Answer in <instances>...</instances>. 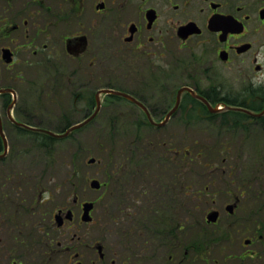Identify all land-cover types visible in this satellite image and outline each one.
I'll return each instance as SVG.
<instances>
[{
    "label": "flooded vegetation",
    "instance_id": "obj_1",
    "mask_svg": "<svg viewBox=\"0 0 264 264\" xmlns=\"http://www.w3.org/2000/svg\"><path fill=\"white\" fill-rule=\"evenodd\" d=\"M69 59L76 68L72 77L82 68L92 80H97V76L107 79L110 89H121L145 106L155 124L170 112L177 91L184 86L209 103L208 99L214 96L224 98L227 88L215 83L223 75L244 86L242 89L250 99L251 90L259 89V83L264 82V0H0V90H9L0 92L1 132L7 145L4 151L0 135L1 165L16 163L20 148L13 147L12 141L28 136L15 123L33 126L21 116L26 108L21 111L17 107L15 84L31 81L40 66L52 78L49 88L59 93L63 90V80L66 84L74 80L66 78L69 74L59 63ZM144 69L147 77L140 73ZM176 69L185 83L173 91L169 104L144 100L146 94L147 98L161 97L157 92L151 93L146 87L147 81L153 85L156 74L164 79L168 71ZM113 82H126L128 87L115 86ZM97 87L96 92L91 90L92 99L84 98L83 91H73L72 112L92 115L97 106L96 94L104 88L102 84ZM163 87L161 84L160 88ZM101 96H98L99 103ZM184 99L193 98L183 91L180 105L169 120L176 113L206 111L205 107L181 106ZM78 102H87L89 106L79 108ZM130 104L134 113L146 120L141 121L143 125L158 128L149 122L139 106ZM100 108L101 105L97 114ZM9 113L14 122L8 118ZM156 115L161 117L156 120ZM34 133L45 135L40 131ZM30 137L36 147L40 140ZM45 144H49L48 140ZM45 148L49 156V145ZM16 171L17 165H14L11 176H5L6 184ZM130 201L127 210L131 224L126 232L129 252L125 257L111 255L109 259L101 242L70 235L79 223L63 221L61 227H56L52 217L42 228L45 233L38 236L41 243L34 241V252L13 250L17 246L7 243L32 246L29 242L36 240V236L29 235L26 240V237L1 233L0 264H264L263 221L242 218L241 203L234 197L224 202L221 209H210L219 215L214 223L206 220L207 213L200 220L181 219L174 214L170 223L135 222L136 210L141 204L134 195ZM82 203L76 198L80 209ZM228 205L232 206L230 212L226 210ZM58 211L63 216L64 211ZM223 215L231 218L222 222ZM93 222L94 219L90 225ZM239 228L241 237L235 235ZM52 230L62 234H53ZM98 245L102 254L97 252ZM82 251L88 255L84 256Z\"/></svg>",
    "mask_w": 264,
    "mask_h": 264
},
{
    "label": "rangeland",
    "instance_id": "obj_2",
    "mask_svg": "<svg viewBox=\"0 0 264 264\" xmlns=\"http://www.w3.org/2000/svg\"><path fill=\"white\" fill-rule=\"evenodd\" d=\"M59 63L64 72L69 74V77L66 78H74L73 82L71 81L73 84H66L64 83L65 80H63V90L59 93L53 92L52 88H49L50 79L52 78H50L49 73L47 74L45 68L40 66H37L35 76L31 81H29V79L28 81L15 84L18 93L17 107L19 106L21 111L22 108H26V111L22 112L21 115L24 117V121L28 119L31 124L52 131L61 130L65 127L66 123L72 124L78 122L88 115L72 112L71 106L73 96H71V94L73 91H83L85 93V95L82 94L84 98L86 97V99H88L91 97L92 99L94 92L91 93V90L96 92V90L99 89L97 87L98 84L104 85L107 83V79L98 76L97 80L88 78L82 68H79L77 73H74L76 75L72 77L74 70H76L74 62L69 59L68 62L60 61ZM168 72L169 73L166 74L164 79H161V76L156 74L155 77L157 81L153 85L149 84L148 81L146 82V87L152 90L151 93L157 92V95L161 96V99L147 98L146 96H148V94H146L144 100L148 103H152L153 101H164L166 104H169L174 96L175 90L181 84L185 83L182 75H179V70L176 69L175 71L171 70ZM140 73H142L143 77H147L146 69ZM113 83L115 86L121 85L128 87L126 82ZM215 83H222L223 86L228 89L230 97L233 96V92H236V94L241 95V101L248 98L245 95L247 94L245 93V89H242L244 86L231 81L226 75L221 76ZM161 84H164L163 88H160ZM259 84H261L259 89L264 90V82ZM203 85H206L205 82H203ZM143 92H146V88ZM243 95H245V97ZM260 97H262V99ZM260 97H257L258 99H252L251 108H264V103L261 102L264 101V96L260 95ZM86 99L84 101H86ZM108 101L109 100L105 97L101 96L100 111L91 123L81 129L73 131L65 140L54 142V144L49 143L51 145L49 156L45 154L46 148H41L37 145L35 147L31 137L21 136V138L12 141L13 147L20 148V156L17 158L18 160L16 163H8L6 166L0 164V235L1 233L5 236L18 235L21 236V238L26 237L27 240L30 234H34L30 229V225L34 224L32 225L33 229L36 225H41L38 214L41 216L40 219L45 222L48 218L51 219L57 210H63L65 212L67 209H71L74 214L73 222L75 224H80L76 226L74 224L75 234H81V237H85V240L88 241L103 243V252L107 254L109 259L112 258L110 257L111 255L125 257L129 252L126 232H128L131 221L126 219L125 216H120L117 218L119 222L112 230L115 233L108 234L107 227L102 226L100 223H102L101 215L105 212L107 207H109L110 211L114 210L115 203L110 202L112 200V195H106L108 190L110 191L113 186L109 188L103 187L101 190L94 191L89 188V181L94 178L100 182H105L106 176L114 172L117 167V161L120 162L122 159L119 157L121 152L119 147H122L124 152H126V145H130L131 147L128 146L127 151L133 152L135 145H137L141 147V151H143V147L147 150L144 153L148 151L157 152L159 149L156 146L159 145L160 141L166 140H171L172 145L174 142L178 143V147H180L181 144H186L187 149L202 145L204 140L208 142L211 141L213 144L222 143V141L232 142L233 150L228 153L226 161L222 166L224 167L223 171L217 170L211 172L202 168L201 165L185 162L184 165L182 164L181 175L173 178L172 170L167 173L169 178H165L164 186L167 187L166 183L168 186H171L170 192L176 193L175 195H178L179 202L184 206H187V208H192L194 206L196 218L199 220L211 208L221 209L224 202L230 201V198L234 197L241 203L242 218L263 221L264 224V161L257 162L259 156L255 155L256 152L262 149L264 150L263 125H259V123L254 120L249 121L241 119V127L236 125L238 129L228 131L225 129L227 127L220 125L219 121L216 119L211 125H206L205 122H202L188 126L184 124L186 120L185 115L176 113L167 125L159 131L145 128L135 132L132 126L130 127V123L133 124L135 120V123L139 120L144 121L142 115L134 113L132 105L124 100H118L114 104H111V102L108 103ZM77 106L82 109H87L89 105L87 102H78ZM156 116V120L161 117V115ZM110 119L115 120L114 126ZM3 121H7L5 115H3ZM219 126L222 128H219ZM112 127L114 130L118 129V131H108L109 128ZM7 129L10 131V128ZM205 129L207 130L204 131ZM137 136H140V141L136 142L135 139ZM149 144H151V146ZM153 144L157 145L154 146ZM159 155L161 157V153H159ZM115 156H118L117 160ZM160 157L158 156V158ZM89 158H94L95 161L88 164L87 161ZM147 164L148 162L140 163L138 168L135 169L139 172V175L128 176L125 170L121 171L122 174L124 173L126 176V203H128V205L131 204L130 198L133 197V195L137 197L136 192L139 189H146L147 192H149L148 194L153 192L151 194L155 197V200L152 197L153 201L157 200V196H161L158 191L160 188L159 184H161L159 182L161 181L156 180L154 177L145 176L148 175L147 173L141 176L140 170L142 171L144 169L147 172L148 167L145 166ZM231 164L232 169L236 172L231 173L233 174L231 182H234V185L238 179L241 180V175L244 171L241 166L245 168L246 165H249L250 168L256 169L258 173H256L257 180L252 179L251 182L255 183L256 186H258L257 183H259L258 187L263 188L262 190L259 189L258 194L260 197L253 199L252 197H255V195L246 194V196L243 195V197L238 198L240 196L237 191L234 190L235 187H229V185H227L229 175L227 176L225 171H229L226 167ZM14 165H17L18 172L29 171L32 175L29 178L27 190L22 191V205L26 211H17L16 216L12 203L15 199L10 195L8 186L5 185V176H11L10 171L13 169ZM211 166H213V164ZM149 170L153 176L161 174L160 171L159 173L155 171L154 168L151 169V166ZM1 183H3V185H1ZM189 185H192V188ZM203 185L206 186L209 195L197 201L191 194L195 189ZM186 186H188L189 191L187 194H184L183 192ZM165 187H163V190ZM172 187H175V189ZM255 191L254 188L249 193L251 194ZM148 194H146L145 197ZM74 197H77L80 202H95V209L91 212V216L94 218L92 225L82 224L79 221L80 208L77 204L72 203ZM36 198L37 202L32 204V200ZM166 201L167 200H164L163 202L162 198L161 203L156 204V201L154 204L159 206L162 203H166ZM31 211L33 212L31 213ZM230 218L231 217L223 215L221 220L224 222ZM111 225L110 223V226ZM122 230L125 231V236L118 234V232ZM239 230L240 231L236 232L235 235L241 237V228H239ZM57 234H59V232H57ZM60 234H62V232ZM70 234H72V231H70ZM126 243L128 245V250ZM9 244L10 246L12 244L17 246L13 247V250H20L17 243L8 242L7 245ZM82 254L84 256L88 255L83 251Z\"/></svg>",
    "mask_w": 264,
    "mask_h": 264
},
{
    "label": "trees",
    "instance_id": "obj_3",
    "mask_svg": "<svg viewBox=\"0 0 264 264\" xmlns=\"http://www.w3.org/2000/svg\"><path fill=\"white\" fill-rule=\"evenodd\" d=\"M110 83L107 82L104 85L102 84V86L104 88H112L110 87ZM116 89V88H114ZM117 90H121V89H117ZM216 87H214V93H217L216 91ZM260 95L264 96V90L262 89H255V90H251V98L248 99L246 98L245 100L241 101V95L236 94V92H233V96L230 97L229 96V91L228 92H224V98L219 99L218 96H214L212 99H208L211 103H217V102H222L226 105L229 106H236V107H244V108H249L251 106V100L253 98L256 97H260ZM262 99V97H260ZM106 99L109 100V102H111V104H114L115 102H117L118 100H122L118 97L115 96H106ZM186 101V105L187 104H191L192 107H201L204 109L203 105L193 99H185ZM262 103H264V101H261ZM184 106V105H183ZM251 108V107H250ZM256 110H261V107L259 108H254ZM186 120L184 121V124H187L188 126L194 125V124H199L202 122H205L206 125H211L214 120H218L220 125H223L226 130L231 131V130H236L238 129L237 127H241V119H248L247 116L239 113V112H234V111H226L223 113H219V114H187L185 115ZM255 121L261 123L262 120L261 119H254ZM111 122H113V126H114V122L115 120L110 119ZM136 121V120H135ZM131 124L130 123V127L132 126V128L134 129L135 132H138L140 129H145V128H150L151 130L154 129L149 125H143L142 122L139 120L136 123ZM109 122V120H108ZM230 123V125H229ZM238 125V126H236ZM70 126V124H65V127L61 130H54L56 132H63L66 128H68ZM231 129H229V128ZM219 128H222L221 126H219ZM21 131V133L23 135H28L30 136H35L37 137V139L40 140V143L36 144L37 146L41 147V148H45L48 146V144H45L46 140H48L49 143L54 144V142H57L58 140L56 139H52L46 135H42V134H38V133H34V132H29L26 131L24 129H19ZM155 131H159L161 130L160 128L154 129ZM207 129H205L204 131H206ZM108 131H118V129L109 128ZM135 141H140V136H137ZM151 146V144H149ZM154 146H156L157 144H153ZM179 145V144H178ZM171 145L170 142L168 140L166 141H160L159 145H157L156 147H158L159 151L155 152V151H148L147 153H144L145 148L143 147L141 151V147L135 145V149L134 151H127L128 146L131 147L130 145H126V152H124V149H122V147H119L120 149V154L119 157L122 158L120 162L117 161L116 164V169L114 170V172L109 173L110 175L106 176V181L102 183V188L106 187L109 188L110 186H113L111 188V190H108V193H106V195L108 196V194L112 195V200L110 201L111 203H115L114 205V212L110 211L109 207L106 208L105 212L101 215V222L100 223L102 226L107 227V232L108 234L111 233H115L114 231H112L116 224L119 222V220L117 218H119L120 216H125L126 219H129L130 221V215L128 214V210L129 209V205L128 203H126V199H127V181L125 180L126 176L124 175V173L122 174L121 171L125 170L126 174L129 175H139V172H137L135 169L138 168L140 163H145L148 162L147 166L148 170L147 172L143 169L142 171L140 170L141 176H144L146 173L148 175V177H154L156 180L161 181L159 183L160 188L158 189L159 194H161V196H157V202L152 200V197L154 195L148 194L149 192H147L146 189H139L136 194H137V198L138 201L141 202L139 205L138 210H136V221L134 219L135 222H143L144 223H151L152 221H155L157 223H170L172 221V219H174L173 215L177 214L181 219H195L196 217V213L193 210L194 206L192 208H187V206H184L181 202H179L178 200V195H175L176 193H172L170 192L171 186H168L166 183V186H164V181L165 178H169L167 176V173H169L172 170V177L176 178L178 175H181V169H182V164L184 165L185 162H190L196 165H201L202 168L207 169L211 172H215L217 170L219 171H223L224 167L223 164L226 161V158L228 156V153H230L233 150V145L232 142L230 141H222L217 143V144H213L211 143V141H203V144L198 146V147H193L191 149H187L186 144H181L180 147ZM232 147V148H231ZM49 148H51V145L49 144ZM161 150V152H160ZM264 150L262 149L259 152H256L255 155L259 156L257 158V162L259 161H264ZM158 153V154H157ZM159 153H161V157L159 155ZM50 155V153L48 154ZM163 155V156H162ZM158 156L160 158H158ZM118 156H115L116 160H117ZM130 160H133L132 164L129 166L128 163ZM256 161V160H255ZM184 162V163H182ZM208 164H207V163ZM213 164V166H211ZM113 165V164H112ZM111 165V166H112ZM151 169L154 168L155 171L157 172H161V174L159 175H152L150 173V168ZM228 167H226L229 171H225L227 173V176L229 175V179L227 180V185H229V187H238V185H240L239 188V194L241 196L245 195H255V197H252L253 199H256L257 197H260L259 193V189L262 190L263 188H259V183H257L258 186L255 185V183L251 182L252 179H256L257 177L256 175L258 174L256 169L254 168H250L249 165H246L245 168L243 166L242 169L244 170L242 172L241 175V180L238 179V181L236 182V184L234 185V182H231V180L233 179V173H236L233 169H232V164ZM109 172V171H108ZM119 172V173H118ZM121 172V173H120ZM159 172V173H160ZM230 173V174H229ZM257 173V174H256ZM31 173L29 171H16V173L14 174V176L12 175V178L10 181H8V188H9V193L11 196H13V198L15 199L13 203L14 205V211H15V216L17 215V211H26V209L23 207L22 205V199L21 197H23L22 191L23 190H27L28 188V183H29V178L31 177ZM170 177V178H172ZM162 179V180H161ZM255 180V181H256ZM179 186H180V181H179ZM192 188V185H189ZM21 187H25V188H21ZM163 187H165V189L163 190ZM173 189H175V187H172ZM255 188V192L254 193H249L251 192L253 189ZM206 186H200L199 188L195 189L194 192L191 194L193 197L196 198L197 201H200L201 199H203L207 194H206ZM188 186H186L185 191L183 192L184 194L188 193ZM170 192V193H169ZM25 194V191H24ZM148 194L146 197L145 195ZM2 198H4L3 196H1ZM162 198H163V202L164 200H167L166 203H162L161 205L157 206L156 204L161 203L162 202ZM165 198V199H164ZM153 199L155 200V197H153ZM156 202V204H154ZM36 203V199L32 200V204ZM148 203V204H147ZM151 203V204H149ZM112 206V205H111ZM118 211H121V213H119L118 215L116 214ZM33 212V211H31ZM39 217V222L41 223L42 219L40 214H38ZM110 223L112 224L110 226ZM139 224V223H138ZM32 225H30V229L32 230V232L34 234H30V235H34L37 237L36 240H33L32 242H29L30 245H34V241L41 243L40 240L38 239V236L43 235L45 232L41 229L40 225H36L35 228L33 229ZM49 227V226H48ZM50 228V227H49ZM43 231V232H42ZM52 233H55V231H51ZM118 234L124 235L125 231H121L118 232ZM125 236V235H124ZM27 246L25 247L24 245H19V249L22 251H26V252H34V246Z\"/></svg>",
    "mask_w": 264,
    "mask_h": 264
},
{
    "label": "water",
    "instance_id": "obj_4",
    "mask_svg": "<svg viewBox=\"0 0 264 264\" xmlns=\"http://www.w3.org/2000/svg\"><path fill=\"white\" fill-rule=\"evenodd\" d=\"M4 91H9V90H0V92H4ZM182 91L189 92L193 98L198 99L199 101L204 103L206 105V107L208 108L209 112H211V113L218 112L219 109L212 108L206 102V100H204L202 97L197 96L191 89L185 87V88H181L180 90H178L174 107L170 110V112H168V114L165 116V119H164V121L162 123L156 124L157 126H162L163 124H165L167 122V120L169 119V117L172 115V113L176 110V108H177V106L179 104V98H180L179 96H180ZM100 94H111V95H116V96H120V97H123V98L127 99L128 101H130V102L136 104L137 106H139L145 112L149 122L151 124H154L153 121L151 120L150 116L148 115L145 107L142 104H140L138 101H136L133 97H131V96L125 94V93L118 92V91L103 89V90H100L99 92H97V94H96V104H97V106H96V109H95L94 113L89 118H87L85 121H83L80 124H75V125L71 126L64 133H53V132H50V131H44V132L47 135H49V136H51L53 138L60 139V138L66 137L73 130L78 129L79 127H81V126L85 125L86 123H88L90 120H92L95 117L97 111L99 110L100 103H99L98 96ZM225 109L232 110V111H240V112L242 111L244 113H247V114H250V115H253V116L255 115V114H251L250 112H248V111H246L244 109L238 108V107H227L226 106ZM255 116H261V113L260 114H256ZM8 117H9V119L12 122H14L9 114H8ZM15 124L18 125V126H21L23 128L34 130V128L28 127V126L23 125V124H19V123H15ZM0 135H1L2 139H3L4 151H6V142H5V140L3 138V135L1 133V121H0ZM92 162H93V159H90L88 161V163H92ZM89 186L92 189H98L99 188V182L97 180H92L89 183ZM91 209H92V203H84L83 204V206H82V211L83 212H82V216H81V220L82 221H84V222L90 221L91 218L89 216V212H90ZM227 210L230 211V206L227 207ZM55 218H56L57 224L60 225L61 224V220H62L61 217L59 215H56ZM65 218L66 219H71V211L67 212V214L65 215ZM216 218H217V212H212V213H209L207 215V220L208 221L214 222L216 220Z\"/></svg>",
    "mask_w": 264,
    "mask_h": 264
}]
</instances>
